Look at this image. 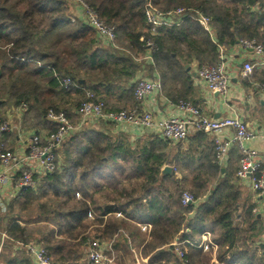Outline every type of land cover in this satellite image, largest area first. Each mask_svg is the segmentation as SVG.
I'll return each mask as SVG.
<instances>
[{
    "label": "trees",
    "instance_id": "obj_1",
    "mask_svg": "<svg viewBox=\"0 0 264 264\" xmlns=\"http://www.w3.org/2000/svg\"><path fill=\"white\" fill-rule=\"evenodd\" d=\"M82 1L117 28L115 48L103 45L69 1L0 0V118L27 104L24 129L48 135L57 129L49 112H65L78 123L76 111L87 92L107 112L132 109L141 70L160 75L172 102L190 101L187 66H216L219 47L231 49L242 39L264 46V0H152L160 10L182 8L189 16L155 37L145 21L148 0ZM195 11L211 18L217 42ZM144 38L158 47L153 65L139 61L147 51ZM62 78L73 86L65 90ZM244 84L264 85V68L256 67ZM113 128L83 127L56 150L54 173L12 200L5 213L0 209V264H33L26 249L32 243L42 246L52 264H88L92 240L114 242L118 259L132 258L131 264L133 248H142L148 264H264L262 229L237 177L240 166H221L211 137L197 133L172 144L150 134L132 143ZM16 138L0 135L8 151L15 150ZM234 151L240 162L237 146ZM166 167L173 174L162 175ZM186 191L196 204L182 205ZM141 225L151 226L149 234ZM204 233L211 234L212 245L203 255L198 247Z\"/></svg>",
    "mask_w": 264,
    "mask_h": 264
},
{
    "label": "built area",
    "instance_id": "obj_2",
    "mask_svg": "<svg viewBox=\"0 0 264 264\" xmlns=\"http://www.w3.org/2000/svg\"><path fill=\"white\" fill-rule=\"evenodd\" d=\"M71 1L75 6L83 10L84 21L97 33V37L108 47H116L117 28L100 20L96 11L82 0ZM258 7H254L257 11ZM196 20L210 33L211 19L202 12L195 11ZM186 10L179 8L163 11L157 8L152 0H148L145 9V21L152 37L158 36L163 27L173 28L179 26L185 17H189ZM264 31V22L262 26ZM146 43L147 52L139 61L146 64H154V55L158 47L154 40L142 39ZM214 42H217L213 39ZM241 51L251 53L243 63L242 76L249 78L256 67H264V46L256 39H242L238 44ZM219 63L216 66H203L198 68L196 74L205 83L211 93L227 96L231 83V75L226 69L230 52L226 47L220 46ZM61 86L68 90L73 86L70 78L60 79ZM255 89L264 101V85L256 84ZM136 105L132 109L121 111H106L103 101L97 100L93 93L87 92V99L76 111L79 122L74 123L65 112L50 111L48 121L56 126V130L50 134H29L23 128V115L28 110L27 104L12 108L8 111L7 120L0 118V135L17 134L25 137L23 146L19 151H6L0 145V209L2 213L7 211L8 204L20 197L27 190H34L38 179L54 173L57 169L56 150L70 137L75 135L87 125L113 124L115 126H132L138 132L151 131L157 136L172 144H178L188 140L190 136L204 133L212 137L216 150L217 162L224 165L228 161L231 150L237 146L240 154L239 170L237 177L249 185L250 190L257 198L264 197V160L252 144L261 136L249 128L243 117L230 115L225 118L213 119L205 116L203 111L190 101L179 100L169 106L170 115L160 117L158 110H154L158 97L163 96V83L160 79H151L140 76L133 83ZM156 109V108H155ZM18 119L14 125L13 119ZM183 206L196 204L195 197L188 191L181 196ZM92 218V217H90ZM93 219V218H92ZM143 232H150V225L140 226ZM5 237V236H4ZM87 262L89 264H115L118 259L114 249V242L89 241L87 246ZM21 246L17 245L16 250ZM33 264H52L47 252L41 245L32 243L27 246ZM134 255L135 251L132 250ZM181 258L184 253L178 250ZM135 257V256H134ZM136 264L146 263L140 254L135 257ZM141 261V262H140Z\"/></svg>",
    "mask_w": 264,
    "mask_h": 264
},
{
    "label": "crops",
    "instance_id": "obj_3",
    "mask_svg": "<svg viewBox=\"0 0 264 264\" xmlns=\"http://www.w3.org/2000/svg\"><path fill=\"white\" fill-rule=\"evenodd\" d=\"M77 17L84 22L83 10L80 6L74 8ZM230 52V56L227 61L226 69L231 75V83L227 96L220 95L218 93H211L208 91L205 83L197 76L196 72L199 65L194 62L189 67L190 76L192 77L191 85L185 88V93L188 96L190 102L199 107L206 117L213 119L225 118L230 115H239L243 117L249 128L257 131L260 134V138L252 144V148L257 150L264 160V101H262L259 92L254 86L245 85L247 78L242 76L243 63L247 58L251 57V53H245L240 50L239 45L227 49ZM147 52V51H146ZM149 65V64H147ZM264 68V67H263ZM145 69V68H143ZM142 74H141V73ZM136 79L140 76H146L151 79H161L160 75H149L147 70H141ZM163 83V82H162ZM174 103L170 98L163 96L158 97L156 101L157 107L154 110H158L157 114L160 117H166L170 115L169 106ZM8 112V111H7ZM8 115V114H7ZM16 118H19L18 116ZM113 125V124H112ZM24 128V127H23ZM113 134L126 135L129 137L132 143H135L141 139H145L150 134L157 136L156 133L151 131L138 132L132 126H115L113 128ZM25 130V129H24ZM26 131V130H25ZM28 132V131H26ZM29 134L34 132H28ZM210 137V136H209ZM212 138V137H211ZM25 137L17 135L15 151H19L23 146ZM10 144V142H9ZM0 145L6 147L4 143L0 141ZM231 155L228 156V161L224 165L225 168L230 164L232 169L239 168V162L235 163V151L231 150ZM230 160V161H229ZM239 170V169H238ZM225 172V171H224ZM244 194L251 198V204L253 206V213L260 222L262 231L259 234V242L264 245V197L257 198L256 195L250 190L247 183H243ZM212 245V236L210 233H204L202 241L198 249H203V255L209 252V247ZM179 248V247H178ZM216 249V248H215ZM216 256L217 251L213 252Z\"/></svg>",
    "mask_w": 264,
    "mask_h": 264
},
{
    "label": "rangeland",
    "instance_id": "obj_4",
    "mask_svg": "<svg viewBox=\"0 0 264 264\" xmlns=\"http://www.w3.org/2000/svg\"><path fill=\"white\" fill-rule=\"evenodd\" d=\"M69 3H70V6L72 5L73 6V3L71 2V1H69ZM213 39H215V37H213ZM216 40V39H215ZM8 112L6 113V117H5V120H7V118H8ZM3 119V118H2ZM17 122H18V119L17 118H14L13 119V124L14 125H16L17 124ZM15 134V133H14ZM15 135H17V134H15ZM10 145H12V141L10 142ZM16 147V146H15ZM5 150H6V148H4ZM8 149V148H7ZM6 151H8V150H6ZM10 151V150H9ZM15 151V150H14ZM90 220H93L92 218L90 219ZM141 231H142V229H141ZM151 231V230H150ZM143 232V231H142ZM144 233V232H143ZM146 233H148L149 234V232H146ZM175 246L177 247V249H178V245L177 244H175ZM133 250L135 251V253H134V255H133V258H134V261H135V257L136 256H139V258H140V254H142V248L141 249H139V250H137V249H134L133 248ZM133 254V253H132ZM176 254H178V252L176 251ZM135 256V257H134ZM143 256V255H142ZM143 258L145 259V260H147L146 261V263H143V264H148V258H145L144 256H143ZM132 259V258H131ZM131 259L129 258V259H125V261H123V260H120V258L119 259H117L116 260V262H115V264H131ZM141 262V261H140ZM132 264H136V261L135 262H133Z\"/></svg>",
    "mask_w": 264,
    "mask_h": 264
},
{
    "label": "water",
    "instance_id": "obj_5",
    "mask_svg": "<svg viewBox=\"0 0 264 264\" xmlns=\"http://www.w3.org/2000/svg\"><path fill=\"white\" fill-rule=\"evenodd\" d=\"M167 174H173V168L171 167H166L162 171V175H167Z\"/></svg>",
    "mask_w": 264,
    "mask_h": 264
},
{
    "label": "bare ground",
    "instance_id": "obj_6",
    "mask_svg": "<svg viewBox=\"0 0 264 264\" xmlns=\"http://www.w3.org/2000/svg\"><path fill=\"white\" fill-rule=\"evenodd\" d=\"M253 10H254V8H253ZM211 19V18H210ZM211 23H212V20H211ZM210 28H211V24H210ZM211 30H212V28H211ZM178 250H179V248L178 249H176V251L178 252ZM180 251V250H179ZM89 264V263H88Z\"/></svg>",
    "mask_w": 264,
    "mask_h": 264
}]
</instances>
